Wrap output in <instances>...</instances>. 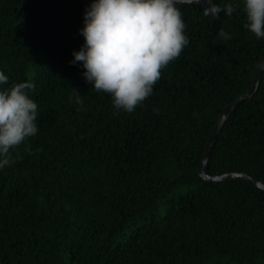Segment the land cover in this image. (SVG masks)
<instances>
[{
  "label": "trees",
  "instance_id": "obj_1",
  "mask_svg": "<svg viewBox=\"0 0 264 264\" xmlns=\"http://www.w3.org/2000/svg\"><path fill=\"white\" fill-rule=\"evenodd\" d=\"M80 0H0V70L31 81L38 132L0 169V264H264V190L199 175L221 112L250 89L264 37L180 2L189 38L135 110L114 109L82 62ZM231 33L228 40L217 34ZM83 103L76 100L77 93ZM264 182V66L208 157Z\"/></svg>",
  "mask_w": 264,
  "mask_h": 264
},
{
  "label": "clouds",
  "instance_id": "obj_2",
  "mask_svg": "<svg viewBox=\"0 0 264 264\" xmlns=\"http://www.w3.org/2000/svg\"><path fill=\"white\" fill-rule=\"evenodd\" d=\"M182 0H91L84 12V37L73 50L70 63L82 62V75L96 90L112 97L119 112H132L153 92L161 69L178 57L189 44L185 20L177 4ZM204 16H228L240 9L244 28L257 38L264 37V0H198ZM228 40L231 33L217 34ZM9 76L0 70V85ZM31 81L0 87V169L13 163L11 149L38 132V104L27 93ZM76 100L83 103L79 92Z\"/></svg>",
  "mask_w": 264,
  "mask_h": 264
},
{
  "label": "water",
  "instance_id": "obj_3",
  "mask_svg": "<svg viewBox=\"0 0 264 264\" xmlns=\"http://www.w3.org/2000/svg\"><path fill=\"white\" fill-rule=\"evenodd\" d=\"M80 1L85 2L88 6H90V4H91V0H80ZM182 2L200 4L198 2V0H182ZM263 66H264V57H262L257 63V68L255 69L254 78H253L252 85H251L250 89L247 90L246 92L242 93L241 95L235 97L225 107V109L221 112V114H220L218 120L216 121L215 125L211 129V131L207 137V140H206V143H205V146L203 149V153L201 156V160H200L199 175L203 179L215 180V181H226L229 179L242 178L244 180L252 182L258 188H261L264 190V182L254 178L253 176L249 175L247 172L231 171V172H225V173H221V174H217V175H210L207 171V162H208L209 154L211 152L212 145H213L224 121L226 120L228 115L231 113V111L236 107V105L241 100L248 98V97H251L252 94L256 91V89L259 85L260 79H261Z\"/></svg>",
  "mask_w": 264,
  "mask_h": 264
}]
</instances>
